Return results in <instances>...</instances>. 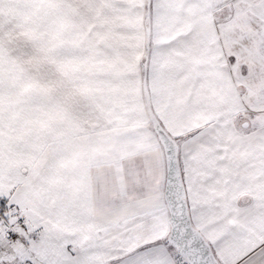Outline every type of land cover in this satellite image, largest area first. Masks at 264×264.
I'll list each match as a JSON object with an SVG mask.
<instances>
[{
    "label": "snow or ice",
    "instance_id": "obj_1",
    "mask_svg": "<svg viewBox=\"0 0 264 264\" xmlns=\"http://www.w3.org/2000/svg\"><path fill=\"white\" fill-rule=\"evenodd\" d=\"M0 264H264V0H0Z\"/></svg>",
    "mask_w": 264,
    "mask_h": 264
}]
</instances>
